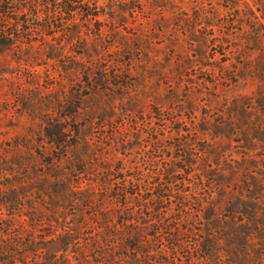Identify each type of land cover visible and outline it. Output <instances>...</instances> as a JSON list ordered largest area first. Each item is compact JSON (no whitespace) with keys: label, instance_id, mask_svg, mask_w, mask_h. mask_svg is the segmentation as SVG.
Here are the masks:
<instances>
[{"label":"rangeland","instance_id":"obj_1","mask_svg":"<svg viewBox=\"0 0 264 264\" xmlns=\"http://www.w3.org/2000/svg\"><path fill=\"white\" fill-rule=\"evenodd\" d=\"M97 1L100 34L0 33L8 256L264 264V0Z\"/></svg>","mask_w":264,"mask_h":264},{"label":"trees","instance_id":"obj_2","mask_svg":"<svg viewBox=\"0 0 264 264\" xmlns=\"http://www.w3.org/2000/svg\"><path fill=\"white\" fill-rule=\"evenodd\" d=\"M21 12H25L22 14V17L24 16L23 19L20 18ZM29 13L36 18L37 22L34 23L29 21L27 17V15H30ZM102 13L103 9L97 0H0V33H31L34 31V28H37V30H45L47 33H57L70 30L68 26L62 27V23L61 27H58L56 25L57 23L65 22V20H71L73 22L80 20L84 23L83 26L87 31L100 34L104 32L102 21L100 20V15ZM77 32L79 33V29H77ZM4 37H6V35H4ZM15 200H18L17 196L14 198L13 202ZM10 202L12 203V200L6 196L4 197L3 195V197H0V203L8 205ZM163 217L165 219V216ZM1 225L2 224L0 223V264H17V262H20L21 264H29V259L26 257H23L24 259H17L8 256L9 253L14 250L10 247H8L9 250L6 249L8 244L5 243L2 238L6 235H10V231H8V229H3ZM127 225L126 220L122 222V226L125 229L128 228ZM163 229H167L165 231L167 232L170 228L166 226L163 227ZM163 229L159 230V232L153 233L151 236L155 239H158L159 237L160 240L163 239L161 238ZM126 232L129 235V232ZM179 236L180 234H174L172 235V238L169 239L171 243H174L173 245H175V247H181V244L177 240ZM160 244H163L162 241ZM208 250L209 249L206 248L202 251V256L206 259H208L212 253V251ZM126 256L127 255H121L123 261H126ZM172 258L173 263L178 261L182 262V260L176 255H173ZM119 260L122 261V259ZM187 260H190V257H187ZM182 263L178 262V264ZM40 264H49V261H45L44 263L40 262ZM52 264H57V261ZM62 264L76 263H74L73 259L67 255Z\"/></svg>","mask_w":264,"mask_h":264}]
</instances>
